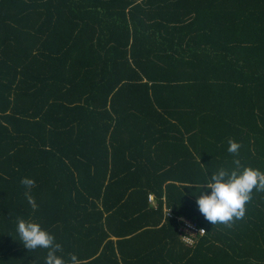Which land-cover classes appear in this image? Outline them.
I'll list each match as a JSON object with an SVG mask.
<instances>
[{
	"label": "trees",
	"instance_id": "trees-1",
	"mask_svg": "<svg viewBox=\"0 0 264 264\" xmlns=\"http://www.w3.org/2000/svg\"><path fill=\"white\" fill-rule=\"evenodd\" d=\"M236 158L264 172V0H0V264H45L19 219L78 264H264V192L196 203Z\"/></svg>",
	"mask_w": 264,
	"mask_h": 264
},
{
	"label": "clouds",
	"instance_id": "clouds-1",
	"mask_svg": "<svg viewBox=\"0 0 264 264\" xmlns=\"http://www.w3.org/2000/svg\"><path fill=\"white\" fill-rule=\"evenodd\" d=\"M240 147L238 142L229 139L227 151L234 157L239 156ZM233 164L234 167L231 169L220 167L199 186L200 194L196 197V203L200 213L212 225L219 223L231 228L236 221L245 218L246 205L253 199V191L264 192V172L250 166H242L238 158L233 160ZM21 183L27 189L25 196L28 203L35 210L38 206L30 195L35 181L25 177L21 179ZM201 189L211 191L205 193ZM17 232L19 240L28 251L37 248L47 250L45 264H78L75 254H70L67 260L62 255H58L63 252L62 245L56 242L55 237L39 223L19 219Z\"/></svg>",
	"mask_w": 264,
	"mask_h": 264
},
{
	"label": "built area",
	"instance_id": "built-area-1",
	"mask_svg": "<svg viewBox=\"0 0 264 264\" xmlns=\"http://www.w3.org/2000/svg\"><path fill=\"white\" fill-rule=\"evenodd\" d=\"M149 200H153V196H149ZM168 216H173L172 212L168 210ZM182 223L180 224L178 231L181 241L190 247H195L201 238L207 234L206 227L201 226L196 220L180 217ZM204 229V230H201ZM201 230V231H200Z\"/></svg>",
	"mask_w": 264,
	"mask_h": 264
},
{
	"label": "crops",
	"instance_id": "crops-1",
	"mask_svg": "<svg viewBox=\"0 0 264 264\" xmlns=\"http://www.w3.org/2000/svg\"><path fill=\"white\" fill-rule=\"evenodd\" d=\"M149 196H153V194H149ZM149 196H148V197H149ZM152 201H154V200H152Z\"/></svg>",
	"mask_w": 264,
	"mask_h": 264
}]
</instances>
